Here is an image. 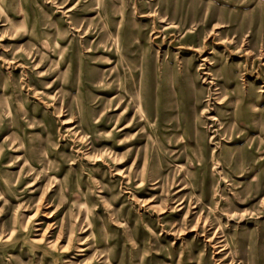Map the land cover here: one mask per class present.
<instances>
[{
	"label": "rangeland",
	"instance_id": "374dc122",
	"mask_svg": "<svg viewBox=\"0 0 264 264\" xmlns=\"http://www.w3.org/2000/svg\"><path fill=\"white\" fill-rule=\"evenodd\" d=\"M244 263L264 0H0V264Z\"/></svg>",
	"mask_w": 264,
	"mask_h": 264
},
{
	"label": "bare ground",
	"instance_id": "6f19581e",
	"mask_svg": "<svg viewBox=\"0 0 264 264\" xmlns=\"http://www.w3.org/2000/svg\"><path fill=\"white\" fill-rule=\"evenodd\" d=\"M156 12H157V11H156ZM213 29H214V28H213ZM124 128H126V126L122 127V129H124ZM120 130H121V129H120ZM78 136L82 137L80 134H78ZM112 158H113L115 161L120 159L117 153L113 154ZM119 162L121 163L122 161H119ZM119 171H121V170H119ZM223 249H224V248H222V250H223ZM244 264H245V263H244Z\"/></svg>",
	"mask_w": 264,
	"mask_h": 264
}]
</instances>
